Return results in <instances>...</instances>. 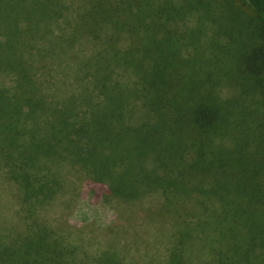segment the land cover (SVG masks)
I'll use <instances>...</instances> for the list:
<instances>
[{
  "label": "trees",
  "instance_id": "16d2710c",
  "mask_svg": "<svg viewBox=\"0 0 264 264\" xmlns=\"http://www.w3.org/2000/svg\"><path fill=\"white\" fill-rule=\"evenodd\" d=\"M196 2L0 0V159L23 212L61 190L59 168L78 167L98 198L160 191L176 224L166 264H264V137L244 131L231 157L207 139L227 117L247 118L213 95L198 56L229 18L206 4L196 26H180ZM245 2L264 24V0ZM244 65L262 75L264 48ZM251 140L262 150L253 162ZM36 230L32 254L0 246V264H74L68 247L49 252L52 229Z\"/></svg>",
  "mask_w": 264,
  "mask_h": 264
},
{
  "label": "rangeland",
  "instance_id": "374dc122",
  "mask_svg": "<svg viewBox=\"0 0 264 264\" xmlns=\"http://www.w3.org/2000/svg\"><path fill=\"white\" fill-rule=\"evenodd\" d=\"M196 4V19L190 16L180 26H196L198 15L206 4L210 5L215 17L239 21L234 32L229 22L223 24V33L216 36L218 41L212 39L214 29L207 32L206 41L201 40L205 46L198 53L216 79L213 95L223 102L237 101L236 114H244L247 118L242 124L231 115L205 133L214 146L223 148L222 154L231 157L236 155L233 149L244 131L264 137V72L254 76L244 65L253 49L264 48V24L245 0H197ZM211 40L222 51V58L217 51L208 49ZM238 50L242 58L236 56ZM186 51L192 54V47L188 46ZM63 90L60 91L62 96L67 89ZM257 145L256 140H251L246 147V152L251 153V162L259 157L255 153L262 152ZM207 157L213 159L210 151ZM59 171L61 190L26 214L22 211L24 205L19 188L0 159V246L9 249L7 253L32 254L30 246L36 239V228L47 226L54 232L52 240L58 241L50 246L49 252H54L53 248L68 247L73 256L66 260L74 264H97L103 255L114 256L122 264H166L176 224L169 208L163 207L160 191L150 187L142 197H131V192L123 198L111 195L98 198L94 191L85 189L87 177L78 167L63 166ZM171 201L178 203L179 200ZM27 215L33 218L27 219ZM34 219L37 225L32 222ZM195 264L202 263L197 259Z\"/></svg>",
  "mask_w": 264,
  "mask_h": 264
}]
</instances>
